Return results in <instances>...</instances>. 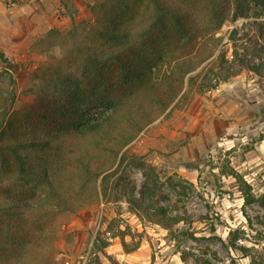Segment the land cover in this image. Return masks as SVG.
Masks as SVG:
<instances>
[{"label": "rangeland", "instance_id": "obj_1", "mask_svg": "<svg viewBox=\"0 0 264 264\" xmlns=\"http://www.w3.org/2000/svg\"><path fill=\"white\" fill-rule=\"evenodd\" d=\"M211 1L0 0V122L7 114L0 145L67 131L71 93L104 87L93 67L82 75L77 55L88 47L99 53V46L129 43L128 58L139 69L162 65L154 75L162 100L157 119L128 146L135 159L117 161L106 198L75 213L48 201L32 215L18 210L28 218L22 222L0 216L2 233L14 238L45 230L40 256L46 257L35 255L38 264H264V6ZM112 25L132 27L130 38L107 39L102 31ZM152 50L163 51L161 62ZM187 56L197 66L191 74L181 64ZM174 58L182 60L179 67ZM126 76H116L113 96L144 90L145 73L129 76L133 90L124 91ZM68 77L76 82L67 87ZM108 111L93 107L85 122ZM46 170L66 175V155L31 146L0 154V206L45 204ZM129 199L149 215L182 221L166 229L132 211ZM0 253L3 264H14L7 250Z\"/></svg>", "mask_w": 264, "mask_h": 264}, {"label": "trees", "instance_id": "obj_2", "mask_svg": "<svg viewBox=\"0 0 264 264\" xmlns=\"http://www.w3.org/2000/svg\"><path fill=\"white\" fill-rule=\"evenodd\" d=\"M221 1L223 2L225 0ZM221 1L213 0L211 2L217 5ZM254 1L264 6V0ZM166 11L174 17L180 31L185 36H189L190 34L184 28V25L179 23V16L176 13L170 12V10ZM113 26L112 28L114 29L108 30V28H105L102 31V35L112 42L127 41L133 32L132 27L120 29L117 26ZM74 37L78 39L80 36L75 35ZM189 37L191 38L192 36ZM215 41L220 42L222 40L215 39ZM105 46H99L101 49L99 53L95 51L97 49L96 47L85 46L91 50L77 55L78 65L84 67L82 75L86 76L93 67L95 74L104 87L83 90L80 86L78 91L71 93V98L67 103V113L69 112L71 115L67 114V117L70 116L72 120L67 125V131H62V133L47 131L40 132L39 135L9 138L7 139L8 141L5 140L4 145H0L1 155H4L6 151L14 152V150L19 148L31 146L34 148L40 147L41 149L49 148V150L51 149L53 152L65 154L67 157L66 175L58 174L55 170H46L45 173L40 175L42 183L46 186L47 200L45 204L35 208L20 201L14 202L9 208H3L1 205L0 216H8L14 222H22L25 219L28 220V218H19L18 210L32 215L33 213L31 214L30 211L41 209L46 203H49L48 201L55 202L61 209L75 213L80 208L91 206L97 203L99 199L106 198L109 195V191L112 189H110L111 181L116 174L114 167L117 161L120 165L126 160L135 159L133 155H130L128 146L147 125L157 119L158 105L159 107L162 106L161 94H159V88H161L160 82L154 79L155 72L161 71L162 65L158 66V63H153L154 65L152 67L148 66L145 69H139L136 61L128 58L134 52V45L128 43L116 50L106 49ZM163 54V51L160 50L151 51L152 56H158L159 62L162 61ZM210 56L211 54L206 59ZM0 59H4L2 54H0ZM189 59L187 56L185 59L187 61L181 63L184 67L187 64L185 74H191L197 68ZM173 60L175 65L176 61L177 63L182 61L177 60V58ZM261 67L254 68L255 73H259ZM144 73L145 78L143 80L145 83L142 84V89L144 90L139 92L141 94L137 95L133 93L125 96H113L111 94L116 92L113 91V88L115 86L114 83H117V75L122 76L123 74H127V80L123 82L125 91L133 90L129 88L132 85L128 80L129 76L132 78L135 75H143ZM228 77L230 78V76H226L221 81H228ZM74 82L76 81L68 77L67 87ZM218 82L220 81L218 80ZM218 82L217 84H219ZM106 86L109 90L106 89ZM76 87L78 89L79 84ZM101 91L107 93L102 94ZM93 107L107 108L109 111L101 118L92 122H85L87 113ZM85 108L86 110L83 111ZM2 116L0 133L4 127L7 114L3 113ZM3 161L6 162V159L3 158ZM100 179L101 182L98 185V180ZM85 185L87 186L85 187ZM88 185H90L91 190H87ZM142 196L145 198L144 193ZM246 201L250 203L248 196L246 197ZM128 203L131 205L132 211L136 214L140 213L142 215L149 213L147 210L148 207L145 208L137 200L129 199ZM147 216H150V220L162 225L166 229H171L182 221L181 218H165V215L162 213L161 216L154 214H148ZM11 228H16V223L13 227H8V229ZM0 230V234L2 235L0 236V251L7 250L8 254L12 257L11 259L14 260V264H38L37 256L41 257V250L44 247L41 243V238L45 234L43 228L38 229V235L36 237H30L28 236L29 234L25 233L22 237L18 236V234L17 236L19 238H14L12 233L6 234L4 231L2 233V229ZM8 235L11 236L13 241L6 244L8 241L6 236L8 237ZM120 239L123 248L126 249L127 243L125 242L124 236H121ZM50 251L54 252L51 249ZM244 252L247 254L249 251L245 250ZM0 255L3 256L2 253ZM45 257L41 258L45 259ZM252 262L255 264L254 261ZM0 264H3L1 260ZM40 264H49V262L46 260Z\"/></svg>", "mask_w": 264, "mask_h": 264}]
</instances>
